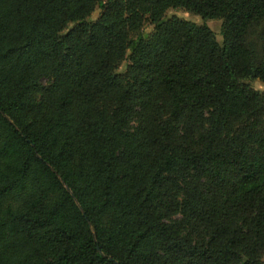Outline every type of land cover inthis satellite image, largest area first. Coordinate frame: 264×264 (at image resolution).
<instances>
[{"label": "trees", "instance_id": "16d2710c", "mask_svg": "<svg viewBox=\"0 0 264 264\" xmlns=\"http://www.w3.org/2000/svg\"><path fill=\"white\" fill-rule=\"evenodd\" d=\"M251 81L264 0H0V264H264Z\"/></svg>", "mask_w": 264, "mask_h": 264}, {"label": "rangeland", "instance_id": "374dc122", "mask_svg": "<svg viewBox=\"0 0 264 264\" xmlns=\"http://www.w3.org/2000/svg\"><path fill=\"white\" fill-rule=\"evenodd\" d=\"M101 10L99 8L96 9V11L91 15L89 18L90 22H94L97 20V18L100 16ZM166 17H177L180 19H184L190 22H194L198 25L207 24L216 34L217 40L219 43H222L223 37L221 35L222 31V21L221 20H203L200 16H197L195 14L189 13L184 9H171L166 13ZM153 31V27L150 25H147L145 27V32L151 33ZM129 62L125 61L117 70L118 73H124L127 69ZM46 82V81H44ZM249 84L255 88L256 90L264 92V84L260 81H251Z\"/></svg>", "mask_w": 264, "mask_h": 264}]
</instances>
